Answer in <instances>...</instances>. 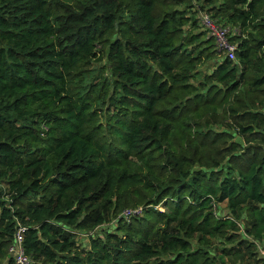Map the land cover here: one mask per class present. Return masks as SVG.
<instances>
[{"label":"trees","instance_id":"obj_1","mask_svg":"<svg viewBox=\"0 0 264 264\" xmlns=\"http://www.w3.org/2000/svg\"><path fill=\"white\" fill-rule=\"evenodd\" d=\"M19 223L36 264H261L264 0H0V264Z\"/></svg>","mask_w":264,"mask_h":264},{"label":"built area","instance_id":"obj_2","mask_svg":"<svg viewBox=\"0 0 264 264\" xmlns=\"http://www.w3.org/2000/svg\"><path fill=\"white\" fill-rule=\"evenodd\" d=\"M200 24L207 34L211 36L218 50L222 51L227 57L235 58L236 43L229 37L230 27L221 24L212 15L203 10L199 14ZM142 206L126 208L122 211V215L128 219L130 216L141 214ZM25 226L18 224L13 240L9 245V253L13 258V264H36L32 257L25 251L23 245V231ZM259 254L263 258L261 264H264V247L258 245Z\"/></svg>","mask_w":264,"mask_h":264},{"label":"rangeland","instance_id":"obj_3","mask_svg":"<svg viewBox=\"0 0 264 264\" xmlns=\"http://www.w3.org/2000/svg\"><path fill=\"white\" fill-rule=\"evenodd\" d=\"M229 27H230V29H231V34L232 33H234L235 31V29L237 30V28L236 27H234V26H232V25H229ZM202 28V27H201ZM207 36H208V34H207ZM213 62L211 61V64H212ZM208 66V63H206L205 64V68ZM222 205V204H221ZM220 205V206H221ZM81 232V231H80ZM79 232V233H80ZM81 241V243L82 244H87L88 243V237L85 235V233L82 231L80 234H78V241Z\"/></svg>","mask_w":264,"mask_h":264}]
</instances>
